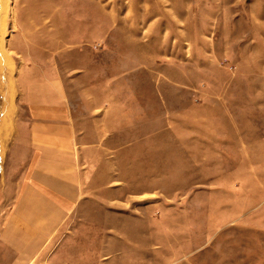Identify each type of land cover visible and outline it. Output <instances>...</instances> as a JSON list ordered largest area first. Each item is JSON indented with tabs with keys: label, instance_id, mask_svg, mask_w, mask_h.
<instances>
[{
	"label": "rangeland",
	"instance_id": "1",
	"mask_svg": "<svg viewBox=\"0 0 264 264\" xmlns=\"http://www.w3.org/2000/svg\"><path fill=\"white\" fill-rule=\"evenodd\" d=\"M44 80L80 193L31 264H264V0H0V230Z\"/></svg>",
	"mask_w": 264,
	"mask_h": 264
},
{
	"label": "crops",
	"instance_id": "2",
	"mask_svg": "<svg viewBox=\"0 0 264 264\" xmlns=\"http://www.w3.org/2000/svg\"><path fill=\"white\" fill-rule=\"evenodd\" d=\"M63 80L32 83L7 169L12 211L0 231V264H31L79 202L78 127ZM3 224V223H2Z\"/></svg>",
	"mask_w": 264,
	"mask_h": 264
}]
</instances>
